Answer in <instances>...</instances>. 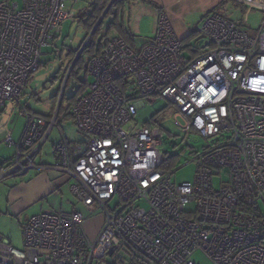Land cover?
Returning a JSON list of instances; mask_svg holds the SVG:
<instances>
[{
    "label": "built area",
    "instance_id": "1",
    "mask_svg": "<svg viewBox=\"0 0 264 264\" xmlns=\"http://www.w3.org/2000/svg\"><path fill=\"white\" fill-rule=\"evenodd\" d=\"M67 1L0 0V109L18 100L39 68L51 31L68 17ZM251 6L264 12V0ZM196 31L194 54L186 55L162 10L151 39L133 47L112 36L88 60L92 81L70 111L87 140L60 138L55 162L37 169L51 180L70 179L77 203L101 209L105 222L91 242L81 211L32 214L21 225L23 250L0 234V264H93L121 254L129 264H197L196 251L212 264H264V20L251 33L210 11ZM159 100L176 106L179 134L221 138L195 156L193 180L174 183L172 167L163 168L161 124L135 121L145 102ZM23 112L21 138L4 140L15 155L0 181L36 168L56 125L55 118Z\"/></svg>",
    "mask_w": 264,
    "mask_h": 264
},
{
    "label": "rangeland",
    "instance_id": "2",
    "mask_svg": "<svg viewBox=\"0 0 264 264\" xmlns=\"http://www.w3.org/2000/svg\"><path fill=\"white\" fill-rule=\"evenodd\" d=\"M66 7L78 9V1H68ZM254 16L255 14L252 15V17ZM252 22L256 24L257 19L254 18ZM90 35V32L86 35L85 28L78 24L76 19L69 17L63 20L51 31V38L48 40L47 45L42 47L41 65L31 74V78L18 100L8 102L1 108L0 123H6V126H0V130L11 131L12 136L15 138L12 140L15 142L19 140H16L18 132L22 134L26 123L23 109L40 115H50V119L55 118L56 125L51 130L42 150L34 158L35 164L53 162L52 144H56L61 137L80 145L87 140L85 135L75 129L69 112L71 111L72 97L80 88L83 90L85 81H92V77L88 73L85 74L84 69L79 64L73 67L70 74L69 72L81 50L80 46H83ZM100 35L99 31L95 38H99ZM193 42L196 43L195 40ZM186 43L185 54L193 55L194 52L192 53L191 50L194 43ZM77 48L78 51L73 56L69 50ZM202 50L201 48L195 49L196 52ZM82 59L84 63H87L88 54L83 53ZM60 103L61 108L58 112ZM176 110V106L171 103H167L162 109L157 110L153 103L145 102V105L138 110L135 121L137 125H140L153 119L161 124L163 129L159 148L164 157L172 161V164L174 163L171 169L173 171L171 180L174 183H180L193 180L197 167L195 156L208 145L219 143L221 138L217 136L206 137L196 131H191L185 136L179 134L173 122V114ZM179 120L183 121L181 117H179ZM5 138L4 136L3 141L0 138V161L6 159L10 162L15 155V147L7 146L4 142ZM185 138L188 141L187 145L182 143ZM32 171L30 169L29 172ZM21 174L11 175L0 181V234L9 239L14 248L24 249L21 225L26 218L43 210L62 212L68 215L75 210L81 211L84 214L83 228L88 239L92 242L97 237L105 222L104 212L101 209L92 212L86 211L81 204L77 203L69 190L70 181L64 184L61 192L48 195L33 205L23 208L20 212H14L9 208L6 211L4 209L6 191L18 180ZM219 183L220 179L216 176L214 186H219ZM115 202L116 198L109 205L114 206ZM121 257L123 264H129L128 257L123 254L106 255L101 260H95L93 264H121L119 262ZM191 259L197 264H212L201 251L193 253Z\"/></svg>",
    "mask_w": 264,
    "mask_h": 264
},
{
    "label": "crops",
    "instance_id": "3",
    "mask_svg": "<svg viewBox=\"0 0 264 264\" xmlns=\"http://www.w3.org/2000/svg\"><path fill=\"white\" fill-rule=\"evenodd\" d=\"M76 1H78V9H75V7H66L68 12L67 18L72 17L76 19L79 10L82 9L89 0ZM79 2H81V4H79ZM124 7L125 10L123 14L121 12L117 16V20L122 23L123 29H114L110 32V35L117 36L122 34L124 39L130 42L134 47L140 46L143 42L154 36L157 17L162 10L167 12L174 32L184 43H194L193 40H195V42L199 41V35L196 31L197 26L203 17L210 11H215L236 24L244 25L251 33H255L264 20V12L259 8L251 6V0H128L124 2ZM254 14L255 16L252 17ZM112 17V15L108 16L105 19V23L109 22ZM254 18L257 19L256 24L252 22ZM78 24L81 25L79 22ZM0 124V126H6V123ZM8 135L11 139H15L11 131H6V129L0 130L1 141H3L4 136L7 137ZM20 135L22 134L18 132L16 140L21 138ZM52 151V160L54 162L56 160L54 143L52 144ZM8 161L9 160L6 159L0 161V169L4 167ZM53 162L37 163L35 164L36 168H32V172H29V169L22 173L18 180L6 191L5 201L7 206L4 204V209L7 211V208H9L14 212H20L23 208L33 205L46 198L48 195L61 192L66 182L70 181L71 184V180L67 179L65 176L51 180L44 171L37 169V166L53 164Z\"/></svg>",
    "mask_w": 264,
    "mask_h": 264
},
{
    "label": "trees",
    "instance_id": "4",
    "mask_svg": "<svg viewBox=\"0 0 264 264\" xmlns=\"http://www.w3.org/2000/svg\"><path fill=\"white\" fill-rule=\"evenodd\" d=\"M89 0L87 1V4L79 10V14L77 15L76 19L86 30V35L92 30V28L95 26L93 32L91 33L89 39L86 41L84 46L82 47L79 55L75 58L73 65L70 69L69 74L72 72L73 67L76 64H79L85 71V74H87V63L88 60L101 53L103 48L105 47L107 41L109 40L112 35H110V32L114 29H123L122 23L117 20V16L119 13L124 12V2L128 0ZM110 3V4H109ZM112 15V19L109 20V22L105 23V19ZM100 31L101 35L99 38H95L96 34ZM124 39V36L122 34L117 35ZM129 45L133 46L130 42H128L126 39H124ZM81 47V46H80ZM134 47V46H133ZM78 51L77 49H71L69 52L73 54V56ZM86 53L88 54V60L87 63H84L82 59V54ZM41 65V63H40ZM31 78V76H30ZM29 78V79H30ZM87 81H85L84 89L77 90V93L72 97V104L75 100V98L80 95L82 92L85 91ZM61 108V103L58 108V112ZM71 118L72 115L69 112ZM44 117L50 118L49 116L42 115ZM174 166V163L172 164V161L169 159L164 161L163 168L169 169ZM135 264H139L137 259H134L133 261ZM144 264V263H141Z\"/></svg>",
    "mask_w": 264,
    "mask_h": 264
},
{
    "label": "water",
    "instance_id": "5",
    "mask_svg": "<svg viewBox=\"0 0 264 264\" xmlns=\"http://www.w3.org/2000/svg\"><path fill=\"white\" fill-rule=\"evenodd\" d=\"M112 1V0H111ZM95 26L92 28V30L90 31V34L93 32ZM85 43V42H84ZM79 54V53H78ZM165 104L164 101L159 100L154 106L157 108V110H159L161 107H163V105Z\"/></svg>",
    "mask_w": 264,
    "mask_h": 264
}]
</instances>
